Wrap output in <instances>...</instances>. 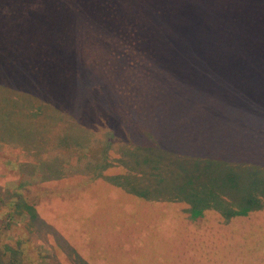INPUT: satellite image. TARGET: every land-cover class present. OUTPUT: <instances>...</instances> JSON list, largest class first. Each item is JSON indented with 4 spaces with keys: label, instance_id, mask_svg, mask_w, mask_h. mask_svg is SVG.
<instances>
[{
    "label": "trees",
    "instance_id": "obj_1",
    "mask_svg": "<svg viewBox=\"0 0 264 264\" xmlns=\"http://www.w3.org/2000/svg\"><path fill=\"white\" fill-rule=\"evenodd\" d=\"M2 1L10 6L11 3L21 5L20 1ZM147 1L152 9L150 10V6L146 8V15L155 14L159 17L156 21L152 17L146 18L147 24L157 28L177 27L176 24L183 22L180 18L192 12L182 7L178 15L173 7L167 8L161 0L142 2L145 4ZM205 3L191 7L195 12H217L221 19L227 12L235 14V10L226 11L227 6L236 4L235 1L222 0V10L206 8ZM242 3L241 7L251 6L264 12V0H242ZM35 7L37 4L32 5V9ZM24 10L25 7L17 8V12ZM248 13V10H244L242 14H238L242 19L236 22L239 30L255 27L256 23L247 20L251 19ZM30 14V18L23 14L5 15L4 18L0 14V147L8 144L32 156L35 163L39 164L34 167L40 172L36 176L40 178L37 180L39 183L54 184L57 187L58 182L80 177L82 184L76 190V195L74 189L45 188L36 198L31 199L24 193L31 185H36L37 181L16 180L18 184L13 185L14 182L8 179L4 184L0 183L10 194L8 199H0V239L2 235L10 234L14 227H19L17 224L22 221L17 235L11 234L16 235H13L16 245L7 243L4 252L0 251V264H22V258H19L21 248L19 250L18 247L23 239L28 240L31 236L48 242L62 254L73 257V264L77 261L78 264H87L78 260L76 254L79 252H76L74 246H81L76 243L74 234L70 232L67 236L65 233L66 239L62 238L63 234L60 236L61 230L57 224H60L63 216L59 215L54 206L62 207L67 206V203L83 201L97 185L102 189H116L125 203L134 207L142 206L146 211H158L167 214L171 220L175 219L178 233H183L191 250L185 257L193 256L202 264H210L192 254L194 250L189 245L187 236H198L203 230L210 228L212 219L209 213L221 215L225 221L240 218L247 213L241 209L249 208L254 204V198L256 199V195L253 198L249 194L239 197L242 184L240 168L232 160L234 145L227 142V146H224V132L229 139L236 133L235 126L230 124L233 113L231 117L223 116L220 122L219 108L208 107L210 99H206L201 108L193 95H186L199 92L197 89L192 90L191 86L189 92L183 94V85L165 78L164 73H159L158 78L153 79L158 90L156 93L133 95L140 102L137 109L132 111L123 110L126 109L123 104L125 94H79L78 89L87 84L77 82L81 80L80 77L69 72L67 66L72 67V64L81 62L79 48L83 46V37L78 39L80 31L65 29L70 24L60 27L57 19H51L48 13L50 19L46 14ZM263 15H259L258 25H264ZM20 25L24 28L19 29ZM172 29V35L163 38L165 42L185 44L191 40L183 33H177V29ZM192 29L202 36L206 33L203 27L197 28L195 24ZM82 35L84 34L81 33ZM215 35H220V32ZM29 36L35 37L36 41ZM222 36L224 45L236 40L234 37ZM204 39L208 43L218 41L217 38L207 36ZM69 46L72 47L67 49ZM234 49L235 47H230L232 56L236 52ZM201 52H193L196 56L194 61L199 68L198 71L190 72L194 80L202 77L199 71L211 74L215 70L214 66L207 63L205 56L200 55ZM206 55L213 61L215 51H208ZM60 59L65 62L58 64ZM180 62L182 65L185 63L183 60ZM223 112L225 114L224 110ZM126 113L138 115L141 122L122 126L120 133L118 127L102 132L101 127L109 122V118L116 116L121 119ZM94 115L98 116L96 121H93ZM218 115V122H211ZM99 133L103 139L99 142L103 144L101 157L95 161L89 160L86 166L78 168L72 174L66 173V161L62 156L43 157L50 149L73 148L78 151L81 162L86 159L85 151L92 141H97L94 139ZM25 163L30 164L24 161L18 164L20 171ZM254 171L257 172V169ZM248 188V185L244 186V195ZM248 191L253 193L251 189ZM101 194L107 196L104 192ZM237 229L238 226L234 231ZM121 230L118 226L114 227L113 239ZM234 231L230 235L225 230L219 232L214 229L212 232H205V237H220L222 233L233 237ZM50 235L56 239L55 246L50 242ZM137 242L138 245L141 243ZM203 247L202 244V249ZM219 251L215 257L219 256ZM219 257L215 264H219ZM95 264L104 263L97 260Z\"/></svg>",
    "mask_w": 264,
    "mask_h": 264
},
{
    "label": "rangeland",
    "instance_id": "obj_2",
    "mask_svg": "<svg viewBox=\"0 0 264 264\" xmlns=\"http://www.w3.org/2000/svg\"><path fill=\"white\" fill-rule=\"evenodd\" d=\"M15 1H20L21 5L11 3L12 6H10L0 0V14L4 18L5 15L12 16V14H23L30 18V13H34L36 16L46 14L50 19L48 13L51 19H57L60 27L70 24L65 29L80 31L78 39L83 37V46L79 48L81 62L72 64V67L67 66L69 72L75 77H80L81 80L77 82L81 85L82 83L87 84L79 89L77 87V93L125 94L123 104L126 109L123 110L132 111L137 109L136 106L140 102L133 95L156 93L158 90L153 79L158 78L159 73H164L165 78L178 81L183 85V94L188 93L191 86L192 90L197 89L199 92L186 95L190 97L193 95L199 101L198 106H204L206 99H210V103L215 100L216 105L209 103L208 107L210 109L216 106L219 108L220 122L223 116L231 117L233 113L230 124L235 126L236 133L229 139L224 132V146H227V142L234 145L232 160L240 168L239 175H241L240 183L242 184V194L240 192L239 197L251 195L254 198L256 195V199L254 198V204L249 208L241 209L246 210L247 213H243L244 216L240 218L225 221L221 215L209 213L212 219L210 228L208 227L207 231L203 230L198 236H187V240L189 238V245L193 247L192 254L194 253L205 263L215 264L220 256L219 264H263L264 25H258L257 21L259 15L264 12L251 6L241 7L242 0H228L235 1L236 4L227 6L226 11L235 10V14L227 12L223 20L217 12L214 14L210 11H208L209 14L195 12L191 7L206 2V8L222 10L220 5L222 0H161L160 2L167 8L173 7L178 15L182 7L188 12L192 10L180 18L183 22L176 24L177 27L163 29L147 24L148 18L152 17L151 19L156 21L159 17L155 14L146 15L145 9H148L150 5H147L148 1L144 4L142 2L144 0ZM34 4H37V7L32 9ZM18 7H25V10L17 12ZM30 9L33 11L31 12ZM244 10H248V15L251 17L247 20L250 23H256L255 27L250 30H239L236 26V22L242 20L238 14H242ZM194 24L197 28L200 26L205 29L204 36L217 38L218 41L216 43L205 42L204 36L192 29ZM18 28L24 27L20 25ZM172 28L177 29V33H183L191 40L185 44L165 42L163 38L169 34L172 35ZM218 32L220 35L216 36ZM81 33L84 35L81 36ZM221 36L222 38L234 37L236 40L224 45ZM29 38L36 41L35 37L29 36ZM232 46L235 47L234 51L236 50L233 53L234 56L231 55L230 47ZM194 51H202L200 55L203 54L207 63L215 68L211 74L209 72L203 74L199 71L202 77L198 80L192 79L190 73L199 69L194 61L196 58L193 55ZM208 51H215L213 61L208 59L206 55ZM189 58H191L190 61ZM60 60L58 64L65 62L64 59ZM182 60L185 62L183 65L180 62ZM219 102L220 105H217ZM93 117V121L98 119L96 115ZM140 119L138 115L127 113L121 119L113 116L109 118L107 124L101 127V130L105 132V130H112V127H118L120 133L122 126L139 124ZM218 119L219 115L215 116L211 122H218ZM101 135V133L96 134L94 140L97 141H92L85 151L86 159L81 162L78 159V151L73 148L71 150L50 149L43 157L62 156L66 161L64 167L66 173L72 174L78 168L86 166L89 160L95 161L101 157L103 149V144L99 143L103 141ZM22 161L30 162V164L25 163L20 171L17 166ZM35 162L32 156L21 149L9 145L1 146L0 183L4 184L8 179L14 182L13 185L23 179L40 180L36 177L40 172L34 168L39 164ZM256 169L257 172L254 171ZM56 184L57 187L54 184L37 181L36 185H31V188H28L24 194L27 198L33 199L45 188H66L74 189L76 195V190L81 187L82 181L80 177H77ZM245 185L249 188L244 195ZM249 189L253 193L248 191ZM5 190L0 186V199L1 197L8 199L10 196ZM116 191L114 188L102 189L100 185H97L83 201L74 204L67 203V206L62 207L54 206L59 215L63 216L60 224H57L61 230L60 236L63 234L62 238L66 239L64 234L69 236L68 233L72 232L76 243H80L81 247L74 246L76 252H79L76 254L78 260L85 261L87 264L90 262L95 264L97 260H102L104 264H193V262L202 264L193 256L185 257L191 253V250L187 246L183 233H178L175 219L171 220L167 214H161L158 211H146L142 206L134 207L132 204L125 203L121 193L118 194ZM101 192L107 196H102ZM21 223L22 221H19L17 224L19 227H14L10 234L2 235L1 252H4V248L8 246L5 245L7 243L16 245L13 235L16 237V233L22 226ZM115 226L120 227L123 233L119 231L121 235H115L113 239ZM237 226L238 229L234 231ZM214 229H218L219 232L225 230L230 235L234 231L235 236L222 233L221 239L215 236L205 237V232L209 233ZM12 233L16 235H11ZM50 239L55 246L54 240L56 239L52 235ZM137 241L141 243L138 245ZM18 248L19 250L21 248L19 258H22V264H73L71 261L73 257L62 254L50 243L36 237L23 239ZM96 251L100 254H94L97 253ZM218 251L219 256L215 257ZM8 258L9 255H7ZM257 260L263 263H258Z\"/></svg>",
    "mask_w": 264,
    "mask_h": 264
},
{
    "label": "crops",
    "instance_id": "obj_3",
    "mask_svg": "<svg viewBox=\"0 0 264 264\" xmlns=\"http://www.w3.org/2000/svg\"><path fill=\"white\" fill-rule=\"evenodd\" d=\"M5 145H8V144H5ZM10 146V145H9Z\"/></svg>",
    "mask_w": 264,
    "mask_h": 264
}]
</instances>
